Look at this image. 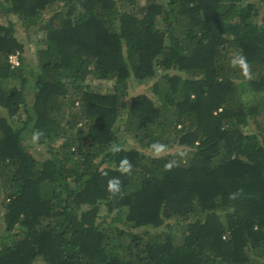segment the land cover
<instances>
[{
    "label": "trees",
    "instance_id": "obj_1",
    "mask_svg": "<svg viewBox=\"0 0 264 264\" xmlns=\"http://www.w3.org/2000/svg\"><path fill=\"white\" fill-rule=\"evenodd\" d=\"M0 229V264H264V0H0Z\"/></svg>",
    "mask_w": 264,
    "mask_h": 264
},
{
    "label": "rangeland",
    "instance_id": "obj_2",
    "mask_svg": "<svg viewBox=\"0 0 264 264\" xmlns=\"http://www.w3.org/2000/svg\"><path fill=\"white\" fill-rule=\"evenodd\" d=\"M156 1L158 2V1H162V0H156ZM138 2H139V4L143 5L146 2V0H138ZM16 29H17V32H18V35L20 36V38H22L23 41L26 42V53L25 54L28 57L29 61L35 60V52L37 49L36 43H34V42L28 43L27 42V39H26L25 33L23 32L22 27L17 25ZM28 34L31 35V33H28ZM16 83H17L16 81L13 82V84H16ZM152 83H153V81H150L147 84H142V85H138V86L136 84H133L132 88L129 91V95L142 94V93L149 94L147 91H148V88L152 85ZM91 89H92V91H98L101 93H110L112 90V81H92L91 82ZM124 136L127 140H129V144H132L131 139L127 135H124ZM58 143H60V141H57V143H55L54 145L56 146ZM129 144L126 145L127 148L130 147ZM55 146H53V147H55ZM101 209L102 210H100V212L102 214H104L105 213L104 208L102 207ZM1 235H3V232L0 229V236ZM37 263L42 264L41 260H38Z\"/></svg>",
    "mask_w": 264,
    "mask_h": 264
},
{
    "label": "clouds",
    "instance_id": "obj_3",
    "mask_svg": "<svg viewBox=\"0 0 264 264\" xmlns=\"http://www.w3.org/2000/svg\"><path fill=\"white\" fill-rule=\"evenodd\" d=\"M39 134H37L38 136ZM119 179L118 178H113L111 181H109V185L113 190H119Z\"/></svg>",
    "mask_w": 264,
    "mask_h": 264
},
{
    "label": "built area",
    "instance_id": "obj_4",
    "mask_svg": "<svg viewBox=\"0 0 264 264\" xmlns=\"http://www.w3.org/2000/svg\"><path fill=\"white\" fill-rule=\"evenodd\" d=\"M9 59L11 63L17 64L16 56H10Z\"/></svg>",
    "mask_w": 264,
    "mask_h": 264
}]
</instances>
